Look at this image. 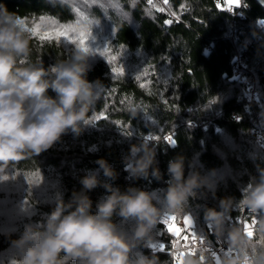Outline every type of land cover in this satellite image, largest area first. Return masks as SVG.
<instances>
[{
  "label": "trees",
  "instance_id": "16d2710c",
  "mask_svg": "<svg viewBox=\"0 0 264 264\" xmlns=\"http://www.w3.org/2000/svg\"><path fill=\"white\" fill-rule=\"evenodd\" d=\"M263 2L241 0L239 7L229 10L225 0H169L167 5L164 0H153L152 5L147 0H63L54 5L46 0H0L28 29L43 17L57 25L79 22L82 28L95 30L89 41L94 51L87 79L101 86L100 98L89 113L91 122L79 135L68 132L47 151L8 168L14 176L7 179V186H0V192L9 189L18 195L15 204L8 205L15 208L13 212L0 214V264H15L20 255L12 254V241L27 225L42 222L58 197L67 202L79 192L80 179L99 168L97 160L113 167L117 176L111 182L122 190L137 187L162 197L168 186V162L177 156L184 157L185 176L199 173L205 184L175 216L190 215L194 231L206 237L205 244L223 246L225 252L233 249L231 255L220 257V264L229 257L237 258L238 264H264V214L240 203L244 190L259 182L264 170V145L253 134L257 116L264 121ZM101 33L108 35L100 38ZM40 35H32L29 59H42L45 67L65 58L75 46L62 39L41 41ZM238 56L245 66L239 65ZM119 66L124 75L112 73ZM250 85L257 94L253 103L247 97ZM49 95L55 93L49 90ZM96 116L107 118L93 119ZM168 135L174 137V144L166 142ZM149 137L157 138L148 141L156 150L159 181L151 176L134 179L125 171L131 145ZM100 179H105L102 171ZM104 194L102 187L88 193L93 207ZM226 198L233 199V208L226 214L224 230L213 231L205 211H219ZM164 217L151 239L133 249V259L147 256L157 258L158 264H178L183 252L182 264L188 256L200 259L201 255L205 259L200 264H215L210 252L202 253L201 247L190 251L183 239L181 247L173 249L176 237L168 233ZM14 223L18 229L11 228ZM245 223L252 226L253 235L246 234L250 243L241 251L230 245L228 232L238 228L244 234ZM179 225L184 228L183 222ZM184 235L188 233L181 232ZM149 243H165V251L154 252ZM248 255L251 261L246 260Z\"/></svg>",
  "mask_w": 264,
  "mask_h": 264
},
{
  "label": "clouds",
  "instance_id": "9594fccd",
  "mask_svg": "<svg viewBox=\"0 0 264 264\" xmlns=\"http://www.w3.org/2000/svg\"><path fill=\"white\" fill-rule=\"evenodd\" d=\"M20 20L0 5V175L26 156L47 151L68 132L79 135L101 94L99 82L87 79L90 51L74 46L47 67L42 59L32 62V35ZM96 163L99 168L80 179L79 192L67 202L58 197L42 222L27 225L12 241L20 253L15 264H158L155 257L133 259V249L151 239L163 215L179 214L205 180L196 172L185 176L184 157L177 156L168 162L166 191L156 197L137 187L122 190L111 182L117 176L113 167L104 159ZM156 165V150L148 139L131 145L125 157V171L131 177L159 181L162 174ZM97 187L105 194L93 207L88 193ZM240 203L264 214V170L259 182L244 190ZM233 205V199L226 198L219 211L206 209V222L222 232ZM228 240L241 251L250 243L238 228L228 232ZM184 264H200V259L188 256ZM224 264H238V259L226 258Z\"/></svg>",
  "mask_w": 264,
  "mask_h": 264
},
{
  "label": "snow or ice",
  "instance_id": "6c2138e0",
  "mask_svg": "<svg viewBox=\"0 0 264 264\" xmlns=\"http://www.w3.org/2000/svg\"><path fill=\"white\" fill-rule=\"evenodd\" d=\"M227 5H228V9L231 10L233 5H236L237 7L240 6V0H226ZM147 3L149 5L153 4V0H147ZM169 3V0H164V4L167 5ZM159 11H164L163 8L159 9ZM43 20V17L41 18ZM21 24L25 25V21L24 20H20L19 21ZM166 24H171L172 20H166L165 21ZM52 24L55 26L54 27V31H55V36L53 37L52 35H40L39 39L41 41L45 40V39H55L57 42H59L61 40V38H63V41L71 44V45H75V46H79L81 48H83L85 51H90L93 52L94 49H92L90 47L89 41L91 39H93L92 36V31L86 29V28H82L79 24V22L73 24V23H61V24H56V21H52ZM41 25H36L35 28L33 29H28V31H30L32 33V35H38V30L40 29ZM105 51H107V49H104ZM111 59L113 61L116 60V57L113 56L111 57ZM112 73L115 75H124V69L122 66L119 67H113L111 69ZM106 119V116H96L93 117V119ZM91 122V121H89ZM146 139H157L156 137H149ZM165 140L167 143L169 144H174L175 140L174 137L172 135H168L167 137H165ZM176 220L177 217L175 215H165V217L162 220V223L165 224L167 226V231L168 233H170L171 235H173L174 237H176V239L172 242L171 247L173 249H179L181 247L180 244V240L183 239L184 241H188L189 239V235L192 238V243L195 244L197 239L199 240V243L201 245V252H210L211 254V258H213L215 260V264H220V257L222 255H231L233 252V249L228 248L227 251L225 252L224 248L221 247L219 250V255L217 254V250L214 248H211V246H209L208 248L203 247L206 241V237L204 235H199L197 234L196 231H194L193 229V219L190 215H185L183 218V224H184V228H180L176 225ZM228 221H231V218H228ZM236 223V221L234 222ZM253 223H255V221H253ZM209 229H212L213 231H215L216 229L213 228L212 225L209 224ZM244 231L247 233V235L249 237H251L253 235V231H252V226L245 223L244 224ZM181 232H186L188 233V235H184L183 237H181ZM218 243H220L221 245L224 244V241H221L220 238L218 239ZM149 247H151L153 249L154 252H164L165 251V243H149L148 244ZM183 247H188L187 244L183 245ZM193 251V250H190ZM172 255L174 257H177V253L174 251L172 253ZM184 256L183 252H179V256L177 257L178 260V264H182V257ZM201 260H204L205 257L203 255L200 256Z\"/></svg>",
  "mask_w": 264,
  "mask_h": 264
},
{
  "label": "rangeland",
  "instance_id": "374dc122",
  "mask_svg": "<svg viewBox=\"0 0 264 264\" xmlns=\"http://www.w3.org/2000/svg\"><path fill=\"white\" fill-rule=\"evenodd\" d=\"M240 3H241V0H240ZM225 4L227 5L226 0H225ZM233 6H235V5H233ZM38 24L41 25L40 29L38 30V33H40L42 35L48 34V35L55 36V31H54V27L55 26L52 24V21H50V20H40L39 22L32 23L31 25L29 24L27 26H31V29H33ZM92 31H95V30H92ZM92 35H95V34H92ZM99 35H102L100 37V38H102L104 36H107L108 34L107 33H104V34L101 33ZM61 39L63 40V38H61ZM12 176H14V175L9 174V173H6L5 175H0V178L4 179V180H1L0 179V184H1L0 186H7L10 183V181L7 182V179L8 178H12ZM3 195H4V197L2 198ZM15 195L17 196L18 194L12 193V190H9V189L0 192V214L5 215V213H6V216H7V212H13V209H15V208H12L11 206L8 208V205L10 204V202L11 203L13 202L11 205L15 204L14 203V201H15L14 196ZM8 196L10 198H8ZM20 210L21 211H24V210H22V208H20ZM3 212H5V213H3ZM178 219H179V221H178ZM178 222H179V224L182 223L183 222V219L177 218V220H176V225L178 227L182 228V226H180L178 224ZM193 224H194V221H193ZM11 228L18 229L19 227H18L17 224L14 223L13 225H11ZM12 254H16V256L20 255V253H19V251H18L17 248L14 249V251L12 252Z\"/></svg>",
  "mask_w": 264,
  "mask_h": 264
},
{
  "label": "built area",
  "instance_id": "2783aa9c",
  "mask_svg": "<svg viewBox=\"0 0 264 264\" xmlns=\"http://www.w3.org/2000/svg\"><path fill=\"white\" fill-rule=\"evenodd\" d=\"M237 60L239 62V65L245 66V62H244V60L240 56H238ZM237 74L239 76L242 75V68L237 71ZM247 97H248V100H249L250 103H253L256 100V98H257L256 90H255V88L252 85H250L248 87ZM253 134L256 137L257 141L260 144L264 145V121H263V119L261 118L260 115L257 116V119H256L255 124L253 126ZM246 234L247 233L245 232L244 235H246ZM184 242L188 243L190 250H193V251L196 248L201 247L198 239H197V241H196L195 244L192 243L191 236H189L188 241H184ZM209 246H210L209 244H204L203 247L208 248ZM211 248L216 249L217 250V253H219V250H220L221 247L216 248V247L211 246ZM251 259H253L252 255L246 256V260L247 261H251Z\"/></svg>",
  "mask_w": 264,
  "mask_h": 264
},
{
  "label": "water",
  "instance_id": "95a60500",
  "mask_svg": "<svg viewBox=\"0 0 264 264\" xmlns=\"http://www.w3.org/2000/svg\"><path fill=\"white\" fill-rule=\"evenodd\" d=\"M264 3V2H263Z\"/></svg>",
  "mask_w": 264,
  "mask_h": 264
}]
</instances>
